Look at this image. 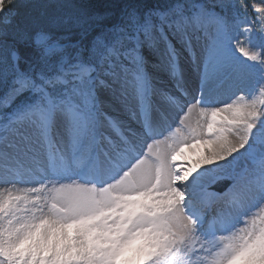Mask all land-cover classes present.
Segmentation results:
<instances>
[{"label": "snow or ice", "instance_id": "1", "mask_svg": "<svg viewBox=\"0 0 264 264\" xmlns=\"http://www.w3.org/2000/svg\"><path fill=\"white\" fill-rule=\"evenodd\" d=\"M17 3L0 0V264H264L262 10Z\"/></svg>", "mask_w": 264, "mask_h": 264}, {"label": "rangeland", "instance_id": "2", "mask_svg": "<svg viewBox=\"0 0 264 264\" xmlns=\"http://www.w3.org/2000/svg\"><path fill=\"white\" fill-rule=\"evenodd\" d=\"M245 2L250 8L251 12L254 14L255 19L257 17V13L254 11V8L261 9L262 10L261 14L264 15V0H245ZM258 27H260L259 24H258ZM185 71H186V75L189 78V82L191 86L193 87L198 86V79L196 77L195 70L190 65L186 64ZM198 155H199V152H198V146H197V150H194L193 152L189 153V158L194 160L197 158Z\"/></svg>", "mask_w": 264, "mask_h": 264}, {"label": "trees", "instance_id": "3", "mask_svg": "<svg viewBox=\"0 0 264 264\" xmlns=\"http://www.w3.org/2000/svg\"><path fill=\"white\" fill-rule=\"evenodd\" d=\"M48 2V0H25V1H18L17 3V8L18 11L21 14L33 11V4H39V3H46ZM94 2L97 4V6L103 8L106 6V4L108 3V0H94ZM248 12H249V18L251 20H255V16L254 14L251 12V10L248 8ZM256 27V25H255Z\"/></svg>", "mask_w": 264, "mask_h": 264}]
</instances>
